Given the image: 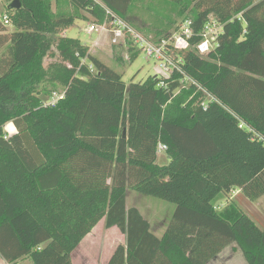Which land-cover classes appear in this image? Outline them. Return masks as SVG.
<instances>
[{
  "label": "trees",
  "instance_id": "trees-1",
  "mask_svg": "<svg viewBox=\"0 0 264 264\" xmlns=\"http://www.w3.org/2000/svg\"><path fill=\"white\" fill-rule=\"evenodd\" d=\"M7 1L14 31L0 22V258L73 264L105 219L126 240L108 264H207L233 243L248 264H264V228L236 201L214 207L234 189L252 202L264 196V0H167L165 20L192 21L194 46L210 17L223 33L205 56L177 53L180 73L130 85L64 32L88 20L81 12L98 25L108 10L129 21L136 0H20L19 10ZM128 45L132 62L141 51ZM8 124L16 133L6 139ZM160 176L169 179L139 190L175 205L159 237L127 197Z\"/></svg>",
  "mask_w": 264,
  "mask_h": 264
},
{
  "label": "rangeland",
  "instance_id": "rangeland-1",
  "mask_svg": "<svg viewBox=\"0 0 264 264\" xmlns=\"http://www.w3.org/2000/svg\"><path fill=\"white\" fill-rule=\"evenodd\" d=\"M98 1L102 4L100 0ZM7 6V0H0V22L6 27L8 30L7 32L11 33L14 31L12 23L6 25L2 18L6 12ZM81 14L87 17L88 20H76L75 24L64 32V36L79 39L82 44L89 47V49L91 48V54L100 58L102 61H105L111 69L122 74L123 81L126 85H130L132 82H143L151 76L155 77L157 75H161V63L158 60L149 58L144 52H141L137 59L131 62L129 60L130 54L128 53L130 46L127 43L115 45L116 47L111 45V29H109L112 28L111 25L108 24L107 31L89 32V27L92 25L94 20L85 12H81ZM169 14L170 7L167 0H136L134 13L128 19L129 21L126 22L138 33L151 41H158L165 37H168L169 39L178 33L179 26H181L184 21V18L176 17L175 19L174 17V23L169 24L165 20ZM118 57H122V59H124L123 64L116 62L118 61ZM11 127L12 126L10 125L6 126L5 131L8 136H12L11 132L13 129ZM166 159V155L161 159L165 160L163 165L167 164ZM177 165V162L173 165L178 169L177 171L183 170V168H180ZM168 179L169 178L166 176L156 177L144 182L141 186L136 187V189L128 191V208H138L150 224H153V228L155 230H157V227L160 228V221L164 223V226L167 225V230L176 210L175 205L158 198L148 196L139 190L142 188L148 189L157 185L161 181ZM226 200L227 197L225 194H221L214 201V206L224 207ZM216 209L218 210L217 207ZM125 243V235H123L117 228L113 230L106 229L105 223L102 222L95 227L93 232L82 240L76 251H90V253L95 256V263L99 262L100 264H104V262L109 258L111 252L115 251L118 245H124ZM80 259V257L77 258L76 264H81ZM242 260L246 264L243 257ZM18 264L25 263L19 262Z\"/></svg>",
  "mask_w": 264,
  "mask_h": 264
},
{
  "label": "built area",
  "instance_id": "built-area-1",
  "mask_svg": "<svg viewBox=\"0 0 264 264\" xmlns=\"http://www.w3.org/2000/svg\"><path fill=\"white\" fill-rule=\"evenodd\" d=\"M98 3L99 1L96 0ZM109 21L104 25H98L93 22L89 27V32L94 31H107L108 24L112 26L110 42L111 45H120L121 43L133 44L138 51L144 52L149 58L158 60L161 63V75L170 77L174 72H181L182 59L176 57L177 53L187 52L195 49V51L202 56L207 55L213 51L215 42L218 37L223 33V26L218 23L214 17H210L208 23L205 25L202 33V42L197 46L192 44L194 37L193 23L190 20L183 21L182 25L179 26L178 33L169 39H160L158 41H151L138 33L133 27H131L125 20L119 18L117 15L108 10ZM6 25L10 24L8 16L3 17ZM188 82L184 79L182 83ZM164 84L161 83L160 87ZM63 94L55 93L53 97L47 102V105H55ZM209 101L213 100L212 97H208ZM204 108H207V103L203 104ZM8 138V135L5 136ZM264 140V139H263ZM168 150L167 145L160 143L157 147V154L166 153Z\"/></svg>",
  "mask_w": 264,
  "mask_h": 264
},
{
  "label": "crops",
  "instance_id": "crops-1",
  "mask_svg": "<svg viewBox=\"0 0 264 264\" xmlns=\"http://www.w3.org/2000/svg\"><path fill=\"white\" fill-rule=\"evenodd\" d=\"M4 16H5V14L2 16V18ZM91 51H92V49L90 48V53H92ZM103 62L106 64L105 61H103ZM8 125L12 126L11 128L13 129V131L11 132V135L15 134L16 133L15 127L12 124H8ZM165 155H166V153L158 154V161H157L158 164L163 166V163L165 162V160H161V159L164 158ZM166 162H167V164H169V159L168 158L166 159ZM225 196L227 197V200H226V204H225L224 207L223 206H216L218 208V210H217L216 207L214 206L217 211H219V210H220L219 212L223 211L227 206H229L231 204L232 201H236L237 204L240 206V208L245 213H247V215L250 216V218L253 221H255L256 224L261 229L264 228V205H263L264 204L263 203L264 202V200H263L264 196L261 197L259 200L255 201V202H252V201H250L248 198H246L244 196V194H243L241 189H234L229 194H227ZM102 222L105 223V219L101 220L99 222V224L102 223ZM151 225H152V229H153L154 233L157 236H159V237L162 236L165 233V231H166L167 225L164 226V223L162 221H160V223H159L160 228L157 227V230H155L153 228V224H151ZM116 228L117 227H113V228H111V230L116 229ZM94 230H95V228L93 229V231ZM113 252L114 251L111 252L109 258L104 262V264H108L109 263V260H110V258L112 256ZM78 257L81 258L80 259V263L81 264H100L99 262L98 263L94 262L96 260L95 256L92 255L90 253V251H74L73 254H72V263L73 264H76V261H77ZM242 257L245 260L246 264H248L246 259L244 258L242 250L239 248V246L236 243H233V244L227 246L218 256H216L214 259L210 260L207 264H245L244 261L242 260ZM19 262H22V263L24 262L25 264H27V263L29 264L28 260H20V261H18L15 264H18ZM0 263L1 264H8L7 262H5L1 258H0Z\"/></svg>",
  "mask_w": 264,
  "mask_h": 264
},
{
  "label": "water",
  "instance_id": "water-1",
  "mask_svg": "<svg viewBox=\"0 0 264 264\" xmlns=\"http://www.w3.org/2000/svg\"><path fill=\"white\" fill-rule=\"evenodd\" d=\"M10 8L12 10H19L21 8V2L20 0H15L10 4ZM126 130L123 131V136L126 137Z\"/></svg>",
  "mask_w": 264,
  "mask_h": 264
}]
</instances>
